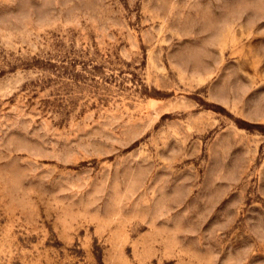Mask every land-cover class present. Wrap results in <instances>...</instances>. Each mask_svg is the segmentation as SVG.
<instances>
[{
    "label": "rangeland",
    "instance_id": "rangeland-1",
    "mask_svg": "<svg viewBox=\"0 0 264 264\" xmlns=\"http://www.w3.org/2000/svg\"><path fill=\"white\" fill-rule=\"evenodd\" d=\"M0 264H264V0H0Z\"/></svg>",
    "mask_w": 264,
    "mask_h": 264
}]
</instances>
